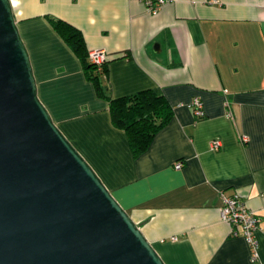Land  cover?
<instances>
[{"label": "crops", "instance_id": "crops-1", "mask_svg": "<svg viewBox=\"0 0 264 264\" xmlns=\"http://www.w3.org/2000/svg\"><path fill=\"white\" fill-rule=\"evenodd\" d=\"M10 2L39 99L163 261L264 264V0H171L154 13L144 0ZM49 17L108 53L111 97L152 90L170 103L139 156ZM236 194L259 218L256 262L221 217L222 195Z\"/></svg>", "mask_w": 264, "mask_h": 264}, {"label": "water", "instance_id": "water-1", "mask_svg": "<svg viewBox=\"0 0 264 264\" xmlns=\"http://www.w3.org/2000/svg\"><path fill=\"white\" fill-rule=\"evenodd\" d=\"M0 264H166L37 95L0 0Z\"/></svg>", "mask_w": 264, "mask_h": 264}, {"label": "trees", "instance_id": "trees-1", "mask_svg": "<svg viewBox=\"0 0 264 264\" xmlns=\"http://www.w3.org/2000/svg\"><path fill=\"white\" fill-rule=\"evenodd\" d=\"M49 21L78 57L85 77L92 82L97 96L108 101L111 122L125 131L134 157L142 154L149 147L154 135L170 120L173 114L170 103L152 90L111 97L100 81V76L107 71L105 64L98 69L88 61L81 31L59 18L49 17Z\"/></svg>", "mask_w": 264, "mask_h": 264}, {"label": "built area", "instance_id": "built-area-1", "mask_svg": "<svg viewBox=\"0 0 264 264\" xmlns=\"http://www.w3.org/2000/svg\"><path fill=\"white\" fill-rule=\"evenodd\" d=\"M171 0H144L147 11L154 13L161 5ZM216 2L217 0H210ZM87 59L100 69L108 60V53L104 49H90L87 51ZM193 113L198 118L204 116L202 101L198 97H194L189 103ZM227 116H231V112H227ZM221 146L219 140L214 139L210 142L211 150H218ZM180 164H176L179 167ZM223 205L221 208V217L224 221L233 227V235H241L250 248V261L256 262L258 259V243L255 232L260 229L257 214L248 209L243 200L236 194L233 196L222 195ZM264 232V228L262 229Z\"/></svg>", "mask_w": 264, "mask_h": 264}]
</instances>
